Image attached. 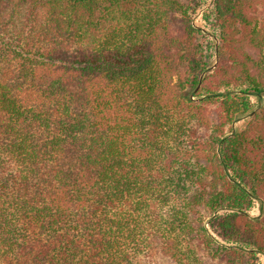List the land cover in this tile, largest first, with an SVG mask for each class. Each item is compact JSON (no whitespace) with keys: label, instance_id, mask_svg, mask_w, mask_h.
Masks as SVG:
<instances>
[{"label":"trees","instance_id":"16d2710c","mask_svg":"<svg viewBox=\"0 0 264 264\" xmlns=\"http://www.w3.org/2000/svg\"><path fill=\"white\" fill-rule=\"evenodd\" d=\"M202 9L0 0V264H263L264 0Z\"/></svg>","mask_w":264,"mask_h":264},{"label":"rangeland","instance_id":"374dc122","mask_svg":"<svg viewBox=\"0 0 264 264\" xmlns=\"http://www.w3.org/2000/svg\"><path fill=\"white\" fill-rule=\"evenodd\" d=\"M214 0H202L203 9L200 15L196 18L195 23L198 27L203 28L210 35L211 45L217 44V40L215 38L214 33V18L212 17V8H213ZM214 56H213V55ZM211 55L215 58V54L211 53ZM253 103L258 104V100L256 98H252ZM249 118H245L237 123V126L244 127ZM264 205L262 202L255 201L250 210V214L253 217H261L263 215ZM264 264V257L262 258ZM166 264V263H162Z\"/></svg>","mask_w":264,"mask_h":264}]
</instances>
